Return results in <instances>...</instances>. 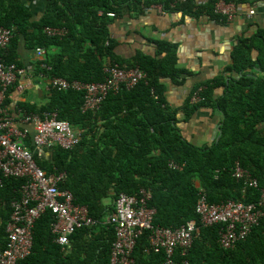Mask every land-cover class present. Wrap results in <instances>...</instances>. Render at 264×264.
Here are the masks:
<instances>
[{
	"label": "trees",
	"instance_id": "trees-1",
	"mask_svg": "<svg viewBox=\"0 0 264 264\" xmlns=\"http://www.w3.org/2000/svg\"><path fill=\"white\" fill-rule=\"evenodd\" d=\"M31 1L0 0V26L13 31L4 54L7 63L24 68L18 53L23 43L34 53L37 48L46 51L35 64L36 77L99 83L107 77L105 69L117 65L124 70L139 68L145 79L129 89L121 86L118 92H109L96 110L84 111L85 94L75 89L50 87L41 102H17L16 110L25 114L43 118L55 112L79 135V142L70 149H47L50 160L39 156L32 134H26L22 141L41 169L48 174H66L60 189L70 191L74 203L86 207L97 222L77 229L69 245L60 246L51 229L53 214L46 211L34 225L31 254L17 264H110L115 227L105 218L113 214L120 193L140 197L141 189L150 193L147 204L155 209L153 226L177 229L196 221L199 231L189 253L184 258L177 255L179 261L264 264V216L244 240L224 250L219 245L222 225L205 227L196 213L200 189L211 204L235 201L248 205L261 199L260 189L245 186L233 173L239 163L260 188L264 186V30L238 41L226 78L193 84L186 102L171 107L165 81L182 85L190 76L178 67L177 46L156 41L155 57L138 53L132 60H124L116 54L118 43L110 28L124 16L137 18L156 6L164 13L195 19L206 16L227 23L215 12V0L200 5L195 0H41L46 1V8L38 19L28 6ZM224 1L238 7L248 2ZM47 27L64 29L65 34L49 36L44 31ZM219 86H225L224 95H214ZM194 95L200 98L198 102L191 101ZM8 96L6 103L10 102ZM203 107L220 112L222 119L215 141L198 146L185 139L178 124ZM23 182L4 177L0 171V252L6 246L11 203L19 199ZM107 199H111L110 204L104 203ZM149 234L143 231L137 238L133 264L164 261L163 252L146 253Z\"/></svg>",
	"mask_w": 264,
	"mask_h": 264
},
{
	"label": "built area",
	"instance_id": "built-area-1",
	"mask_svg": "<svg viewBox=\"0 0 264 264\" xmlns=\"http://www.w3.org/2000/svg\"><path fill=\"white\" fill-rule=\"evenodd\" d=\"M214 9L230 22L235 19L238 7L224 0H215ZM44 31L49 36L65 34V30L59 28L47 27ZM12 39L13 31L0 26V171L4 177L20 178L24 182L19 190V199L11 203L6 246L0 252V264H17L31 254L34 225L48 210L53 214L51 229L56 237L55 242L60 246L69 245V238L77 229L97 223L88 215L86 207L74 203L70 191L60 189L59 185L66 179V174H48L41 169L22 141L28 130L21 125L27 123L33 124L32 144L36 150H47L55 146L70 149L79 142L80 137L70 123L59 119L55 112H48L43 118L25 114L22 110H16L19 117L10 112L5 101L8 94H11L9 89L28 75L25 68L7 63L4 59ZM35 54L43 59L46 51L37 48ZM105 73V81L99 83L84 84L60 77H53L48 83L57 90L83 91V110L87 111L98 109L109 92H118L121 86L129 89L145 79L144 72L139 68L124 70L116 65L107 67ZM199 100L194 95L191 101ZM233 176L243 181L245 186L260 189L261 199L258 204L246 205L235 201L211 204L202 189L196 204V213L203 226L222 225L219 245L224 250L233 249L239 241L244 240L264 216V186L260 188L258 181L251 178L239 163L235 165ZM138 195L140 197L120 193L114 202L113 214L105 218L107 224L115 227L110 264H133L132 252L143 231L150 233L146 253H164V261L160 264L187 263L179 261L177 255L184 258L189 253L194 234L199 231L196 221H188L177 229L153 226L155 209L147 204L150 193L141 189Z\"/></svg>",
	"mask_w": 264,
	"mask_h": 264
},
{
	"label": "crops",
	"instance_id": "crops-1",
	"mask_svg": "<svg viewBox=\"0 0 264 264\" xmlns=\"http://www.w3.org/2000/svg\"><path fill=\"white\" fill-rule=\"evenodd\" d=\"M195 2L200 5L205 0ZM28 6L38 19L46 8V1L33 0ZM159 8L152 7L137 18L124 16L111 26L110 31L112 38L118 43L116 54L124 60H132L138 53L155 57L156 41L177 46L178 67L190 76L186 77V82L182 85L165 81L166 100L171 107H180L186 102L193 84L226 78L225 71L232 64V53L238 41L264 30V0H248L238 7L235 19L224 24L211 21L206 16L195 19L182 17L179 13H164ZM18 53L28 75L13 86L14 89L8 96L9 110L16 117H19L16 112L18 101L41 102L50 90L48 79L34 76L35 64L41 59L23 43ZM253 55L256 59V54ZM225 91V86H219L214 90V95H224ZM181 117L179 116V119ZM221 119L220 112L203 107L188 121H180L178 127L185 139L195 145L206 146L215 141ZM21 126L25 127L29 134L33 133L32 123ZM44 151L40 157L50 160L51 152Z\"/></svg>",
	"mask_w": 264,
	"mask_h": 264
},
{
	"label": "rangeland",
	"instance_id": "rangeland-1",
	"mask_svg": "<svg viewBox=\"0 0 264 264\" xmlns=\"http://www.w3.org/2000/svg\"><path fill=\"white\" fill-rule=\"evenodd\" d=\"M29 93H32V89L29 90ZM29 95V94H28ZM105 204H110L111 203V199H107L104 201ZM7 228V227H6Z\"/></svg>",
	"mask_w": 264,
	"mask_h": 264
},
{
	"label": "water",
	"instance_id": "water-1",
	"mask_svg": "<svg viewBox=\"0 0 264 264\" xmlns=\"http://www.w3.org/2000/svg\"><path fill=\"white\" fill-rule=\"evenodd\" d=\"M37 152H38L39 156H40L41 154L45 153V151L42 150V149L37 150Z\"/></svg>",
	"mask_w": 264,
	"mask_h": 264
}]
</instances>
